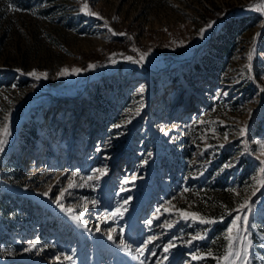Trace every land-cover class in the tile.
<instances>
[{
    "label": "rangeland",
    "instance_id": "374dc122",
    "mask_svg": "<svg viewBox=\"0 0 264 264\" xmlns=\"http://www.w3.org/2000/svg\"><path fill=\"white\" fill-rule=\"evenodd\" d=\"M259 8L264 0H0V129L10 132L0 264H226L238 215L249 227L238 222L233 250L246 237L248 264H264ZM95 169L106 173L88 179Z\"/></svg>",
    "mask_w": 264,
    "mask_h": 264
},
{
    "label": "snow or ice",
    "instance_id": "6c2138e0",
    "mask_svg": "<svg viewBox=\"0 0 264 264\" xmlns=\"http://www.w3.org/2000/svg\"><path fill=\"white\" fill-rule=\"evenodd\" d=\"M13 11H17V10H20V9H17L15 7H13L12 9ZM257 10H260V11H264V8H259ZM82 11H86L89 15H92V16H98L99 14L98 13H95V12H92L89 10V6L87 3H85L83 5V8H82ZM102 19V17H101ZM212 25L209 24L208 27H211ZM205 31V29H201V35L203 34V32ZM114 35L116 33H113ZM118 35H125L124 33H119ZM115 55V54H114ZM126 59H129V60H132V57H126ZM144 59V54L141 55V60ZM249 59H251V56H249ZM112 62H115V61H112ZM139 62V61H137ZM89 67H95V65H89ZM17 71H21L20 69H17ZM81 71V69L79 68H72L71 70H69L68 68H63L59 73L58 75L60 76H66V75H70V74H78L79 72ZM26 75H29V76H32V77H35V79L39 80L41 78H45L47 79L48 77V74L46 72H37L36 70H33L31 72H28L26 73ZM13 87H15V85H13ZM141 92H143V88L140 89ZM136 114L138 115L139 114V108L137 109V112ZM7 119V118H6ZM121 125H115L114 127H120ZM246 132V129H241L240 131V135L243 136ZM10 132H9V127H8V124L5 123L4 124V127L2 129H0V150L3 149V145L6 143V137L7 135H9ZM232 165L231 164H226L224 167H231ZM94 173H99V175H93V176H90L88 179L90 180H99L101 178V176H103L105 173H106V169H95L93 170ZM262 173H264V168H261L260 170ZM135 179V178H133ZM125 183H128V181H125ZM259 183L261 184H264V180L262 181H259ZM71 187H74L73 184H69V188ZM124 189H121V191H123ZM45 195H47V193H45ZM63 193H61V196L57 198V204L63 208L62 205H60V199L63 197ZM125 203H127V201H125ZM249 208V201L248 200H245L244 203L240 204L238 206V211H245ZM64 211L66 212H71V209H63ZM159 209H157V213H159ZM165 211H169V209H165ZM121 211L119 208H117L116 212L113 213L114 216H118V215H121ZM182 218L185 219V220H188V219H192L193 221H199L200 223L202 224H205V225H211V224H214L216 221L215 219H205L204 217L200 216L199 214L197 213H188V212H181L180 213ZM230 214V213H229ZM81 215H83V213H81ZM156 219H158L159 217L156 216L154 217ZM73 219L79 221L81 224L83 223L82 221H80V217L79 216H74ZM221 219H223V217H221ZM240 221H243V225H244V230L247 231L248 227H249V223H248V216L247 215H244V216H236L235 219H233L231 225L228 227L227 229V236H226V239L228 240V251L225 253V255L223 257H221V259L223 261L226 262V264H248V258H249V248L251 246V241L250 240H247L246 237H244L242 240H241V243H242V247L239 249V250H233V240L235 239H241L238 235L237 236H233V232L236 231L237 233L239 232V229H240V225L238 222ZM149 224L152 223L151 220L148 221ZM164 227H167V228H171L173 227V224L172 223H165ZM110 240L113 239V237L111 235H109L108 237ZM156 237H150L147 241L144 242V245L143 247L144 248H147V245L152 243L153 240H155ZM201 239H204V236L203 235H200V234H197L195 236H192L191 239H189L188 241H186L187 244L189 245H192L194 241L196 240H201ZM246 241V242H245ZM38 243V241H37ZM121 244H124V241H121ZM36 244L33 243L30 245V247H35ZM124 247H125V250H129L128 249V246L126 244H124ZM175 247V244L170 242L168 244V246H166L164 248V251L167 253L171 248ZM27 250V249H26ZM140 249H138L139 251ZM206 255H212L211 252H208ZM204 258V255H193L192 256V259L193 260H201ZM57 259H59V257H57ZM64 259H68L70 260L71 257H64ZM141 264H143V262H141ZM218 264H219V261H218Z\"/></svg>",
    "mask_w": 264,
    "mask_h": 264
},
{
    "label": "bare ground",
    "instance_id": "6f19581e",
    "mask_svg": "<svg viewBox=\"0 0 264 264\" xmlns=\"http://www.w3.org/2000/svg\"><path fill=\"white\" fill-rule=\"evenodd\" d=\"M36 163H32V165H35Z\"/></svg>",
    "mask_w": 264,
    "mask_h": 264
}]
</instances>
